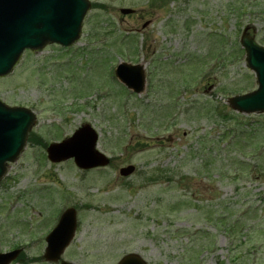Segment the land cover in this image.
<instances>
[{
	"label": "rangeland",
	"instance_id": "1",
	"mask_svg": "<svg viewBox=\"0 0 264 264\" xmlns=\"http://www.w3.org/2000/svg\"><path fill=\"white\" fill-rule=\"evenodd\" d=\"M89 1L78 42L24 53L0 79V100L30 109L29 135L45 143L91 124L111 164L50 163L28 139L0 181V251L22 247L17 264H59L42 259L44 238L74 207L62 255L71 264L127 253L148 264H264V114L226 104L257 87L237 51L246 26L264 46V0ZM223 47L233 62L213 60ZM122 61L143 64L141 94L114 82ZM128 165L135 172L120 176Z\"/></svg>",
	"mask_w": 264,
	"mask_h": 264
},
{
	"label": "water",
	"instance_id": "2",
	"mask_svg": "<svg viewBox=\"0 0 264 264\" xmlns=\"http://www.w3.org/2000/svg\"><path fill=\"white\" fill-rule=\"evenodd\" d=\"M88 4L84 0H0V76L10 72L24 48L39 49L46 42L69 46L78 39L80 23ZM129 11L123 10L122 13ZM248 51V65L256 72L258 90L230 100L233 109L244 112H264V49L256 48L246 36L242 39ZM124 70L122 78H129ZM129 71V69H128ZM128 83L136 93L142 91V75ZM33 115L20 108H9L0 103V177L5 162L13 161L25 145ZM97 136L89 126H83L61 144L50 145L48 158L52 162L73 159L81 169L104 167L108 160L96 149ZM132 168L121 170L128 175ZM75 229L74 212L67 211L57 229L48 237L46 260H58ZM11 256H2L7 264ZM0 257V258H2ZM119 264H145L137 255L124 257Z\"/></svg>",
	"mask_w": 264,
	"mask_h": 264
}]
</instances>
